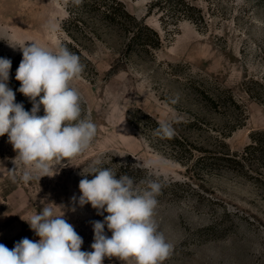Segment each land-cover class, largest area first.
<instances>
[{"label": "rangeland", "instance_id": "1", "mask_svg": "<svg viewBox=\"0 0 264 264\" xmlns=\"http://www.w3.org/2000/svg\"><path fill=\"white\" fill-rule=\"evenodd\" d=\"M96 1L0 0V28L14 39L80 57L86 67L72 86L97 126L90 148L58 175L28 183L21 168L10 172L17 153L0 136V244L37 241L25 220L55 203L83 238L81 250L92 251V222L108 214L78 204L79 182L101 159L141 188L148 177L161 183L153 219L172 246L163 264H264V0H120L147 27L146 46L132 40L137 22L108 24L101 11L111 1ZM49 21L58 31L45 30ZM0 58L12 62L15 102L31 111L14 87L22 52L0 40ZM165 123L172 138L154 133ZM254 137L261 146L249 149ZM148 162L156 163L133 166Z\"/></svg>", "mask_w": 264, "mask_h": 264}, {"label": "clouds", "instance_id": "2", "mask_svg": "<svg viewBox=\"0 0 264 264\" xmlns=\"http://www.w3.org/2000/svg\"><path fill=\"white\" fill-rule=\"evenodd\" d=\"M77 4L82 0H75ZM49 32L58 26L49 21ZM0 40L22 52L15 79L18 91L32 102L31 111L15 102V92L8 87L11 60L0 58V136L7 134L8 142L17 153L13 164L22 169L20 180L28 183L42 177H54L62 163L82 155L96 137L97 126L82 109V96L73 81L81 78L85 65L66 46L55 50L31 41H19L6 28H0ZM42 94V95H41ZM39 98V100H37ZM43 106L44 115L37 113ZM156 135L172 138L171 125L165 123L154 130ZM96 159L83 170L79 182L78 204H90L103 221H93L92 251H82L83 238L65 219L63 205L43 207L25 220L39 239L23 238L9 249L0 244V264H103L105 258H116L135 264H163L172 246L158 230L153 216L162 185L150 177L139 184L127 174L117 178L112 168L100 167ZM156 162L138 163L135 167H153ZM59 166V167H57ZM88 175H93L91 180ZM13 181L16 176L12 175ZM76 200L75 197L72 198ZM62 208V211L57 209ZM75 211V208L71 209ZM105 226L112 233L105 234Z\"/></svg>", "mask_w": 264, "mask_h": 264}, {"label": "trees", "instance_id": "3", "mask_svg": "<svg viewBox=\"0 0 264 264\" xmlns=\"http://www.w3.org/2000/svg\"><path fill=\"white\" fill-rule=\"evenodd\" d=\"M96 1V0H95ZM100 0H97L96 2H99ZM111 4H106L104 5V9L101 11V16L103 18L104 21H106L108 24H119L121 21L124 22L125 19H131L135 22H137V27L136 30L133 34L132 40L133 41H137L138 43L142 44L143 46L147 45L145 44L144 41V35H143V30L144 28H147L144 25V22L142 20H138L135 16H133L132 14H130L125 6V4L123 2H121L120 0H110ZM159 1V0H158ZM87 0H82L81 3H83V5L88 6L86 4ZM162 2V1H161ZM158 5L161 6L160 2H158ZM187 9H191L190 6L187 7ZM157 41L158 43L156 44L157 46L160 45V39L157 37ZM143 42V43H142ZM80 54V52H79ZM80 56H82L80 54ZM22 60V59H21ZM16 76V74H15ZM15 84L14 87H20V83H18V81L15 79ZM17 103H23L25 110L27 109V104H25L24 102H17ZM82 105L84 106V104L82 103ZM260 145L259 140L256 139V137H254V145H251V148L257 149ZM217 159H223L222 157H218L216 156ZM230 159V158H229Z\"/></svg>", "mask_w": 264, "mask_h": 264}]
</instances>
